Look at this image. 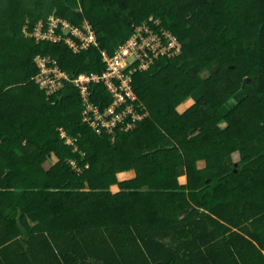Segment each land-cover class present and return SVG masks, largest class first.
Returning <instances> with one entry per match:
<instances>
[{
  "label": "trees",
  "instance_id": "1",
  "mask_svg": "<svg viewBox=\"0 0 264 264\" xmlns=\"http://www.w3.org/2000/svg\"><path fill=\"white\" fill-rule=\"evenodd\" d=\"M50 14L60 39L35 34ZM84 19L97 44L74 51ZM131 37L180 49L125 57L134 98L119 90L117 111L144 115L113 135L83 120L73 83L35 78L36 55L100 75ZM87 90L100 111L115 99ZM0 264H264V0H0Z\"/></svg>",
  "mask_w": 264,
  "mask_h": 264
},
{
  "label": "built area",
  "instance_id": "2",
  "mask_svg": "<svg viewBox=\"0 0 264 264\" xmlns=\"http://www.w3.org/2000/svg\"><path fill=\"white\" fill-rule=\"evenodd\" d=\"M51 22L53 21L49 17V23L51 28L47 33H42L40 28L41 24L38 25L39 28H37V32L35 33L38 38L46 39V37H48V38H52L53 40L60 39V37H58V34L55 33V28H57L59 25L55 26L53 23L51 24ZM66 26L68 25H65V27ZM69 27L71 28L72 34L75 37H77V39L80 41V43H77L75 41H72L71 39H67V43L69 44L70 47H72L74 51L86 49L91 45L97 44L96 34L94 35L95 31L91 25L88 26L82 25L79 28H72L71 26ZM92 30L94 31V33ZM38 32L44 35L39 36L37 35ZM124 45L125 46L122 47L123 49L120 48L111 56L106 54L104 51L101 52V55L103 57L102 61L106 63V70L103 71V73L100 75L95 73L92 74L82 73L79 74L77 77H73L72 79L68 78L67 73H65L59 68L58 64L56 63V60L52 59L50 56L42 55L38 57H45L46 59L44 58V64L42 66L37 64L39 72L35 76V78L42 88H48L50 92L60 89L63 86V80L70 81L71 83H73L76 87H78L79 93L81 95V100L83 102L84 108L81 112L83 116V120L96 133H101V131L104 130L106 133L113 135L115 133L114 128L118 125L119 122H121L126 117V114H130L133 122L135 120L140 119V117L144 115V113L140 114L139 112L135 111L138 114L137 116H135L131 111L132 107H127L129 105H126L124 109H121V112L117 111V108L126 101L125 96L119 90H123V89L125 91L128 90L126 87H124V85L127 82V77H124L122 74V69L125 66V62H124L125 57H127L128 54L137 51V49H141V48L144 49L145 46L151 48L152 51L155 53L159 51V52L167 53L168 56H170L172 52L173 53L178 52V50L180 49L179 48L180 45L174 37L169 38L168 44L166 46H163L162 44L157 42L155 40V37H152L148 40L143 38L141 42H138L134 38V40L131 41L128 40ZM126 46H130L128 53L126 49L128 47ZM136 56L139 57L138 54ZM147 66L148 65L146 64L145 68ZM52 69H54V72L51 73L50 70ZM114 79L117 80L120 79L121 84L116 85ZM101 80L104 81L106 87L111 91V93L115 97L112 103L108 105L104 111H100L97 106H95L93 103L90 102V96L88 95V90H87V83H89L90 81L98 82ZM128 91H126L127 96L133 99L134 98L133 94H129ZM131 126H133V124L128 123L124 128V130H127ZM61 135L65 137L64 132H61ZM65 140L66 143L69 142L72 143V139L69 137H65Z\"/></svg>",
  "mask_w": 264,
  "mask_h": 264
},
{
  "label": "rangeland",
  "instance_id": "3",
  "mask_svg": "<svg viewBox=\"0 0 264 264\" xmlns=\"http://www.w3.org/2000/svg\"><path fill=\"white\" fill-rule=\"evenodd\" d=\"M49 17L52 19V21L53 22H51V24L53 23L55 26H58L59 24H60V22H61V24L62 23H64V24H62V26L61 27H65V25H67V23H66V21H64L63 19H60L59 17H57L56 15H54V14H50L49 15ZM54 18V19H53ZM60 21V22H59ZM82 25L83 26H88V25H91L90 23H89V21L88 20H86V19H84L83 20V22H82ZM39 28V27H38ZM93 31V30H92ZM95 31V30H94ZM94 31H93V33H94ZM27 32V31H26ZM26 32H23V34H26ZM96 33H94V35H95ZM37 35H39V36H43L44 34H42V33H40V32H38L37 33ZM46 36V35H45ZM47 38V37H46ZM131 40H134V38L133 37H131L130 39H129V41H131ZM128 43H130V42H128ZM127 43V44H128ZM125 45H123V46H120L119 48H118V50L120 49V48H122V47H124ZM126 47H128V48H126L127 49V53H128V50H129V47L130 46H126ZM132 47V46H131ZM123 49V48H122ZM117 50V51H118ZM125 51V50H124ZM137 51H135V52H133V53H131V54H128L127 55V57H126V59L128 58L129 59V61H131L132 59H135L137 56ZM38 56H42V55H36L35 56V58H34V61H36L35 63H36V65L38 64V65H40V66H42L43 64H44V58L45 57H38ZM101 57H102V55H101ZM103 58V57H102ZM140 59H143V57H139ZM46 59V58H45ZM125 62V66H126V60L124 61ZM127 63H128V61H127ZM124 66V67H125ZM145 66H146V63H144L143 64V68H145ZM51 71V73L52 72H54V69H52V70H50ZM50 71H49V73H50ZM56 72V71H55ZM90 74H92V73H90ZM208 74L207 73H202V77L203 78H205L206 76H207ZM125 81H126V79H125ZM124 87H126L128 90H126V91H128V93L129 94H133L132 93V90H131V88H130V86L128 85V83L126 82V84L124 85ZM239 98V97H238ZM195 95H193V93L191 94V96H190V98H188L187 100H188V102H190V103H193V101H195ZM192 101V102H191ZM233 101H237V98H236V96H235V99H233ZM233 101H231L232 103H234ZM127 107H131V105L129 104V106H127ZM131 111H132V113L135 115V116H137L138 114L135 112L136 110L135 109H132L131 108ZM115 133H116V131H115ZM62 136V135H61ZM63 138H65V137H67L66 135H65V137L64 136H62ZM70 143V142H69ZM51 162L52 163H54V162H56L57 161V159L55 158V157H52L51 159ZM113 187V186H112ZM111 187V188H112Z\"/></svg>",
  "mask_w": 264,
  "mask_h": 264
},
{
  "label": "crops",
  "instance_id": "4",
  "mask_svg": "<svg viewBox=\"0 0 264 264\" xmlns=\"http://www.w3.org/2000/svg\"><path fill=\"white\" fill-rule=\"evenodd\" d=\"M235 159H236V154L234 153L233 154V160H235ZM203 165H204L203 162H198L197 163V166H198L199 169L203 168ZM176 174H177L179 183L180 184H185L186 183V169H185V167L180 166V167L176 168ZM134 176H135L134 171H125V172L119 173L117 175V179H118V181L121 182V181L130 180ZM111 190L113 192H116L117 191V187L113 186L111 188Z\"/></svg>",
  "mask_w": 264,
  "mask_h": 264
}]
</instances>
